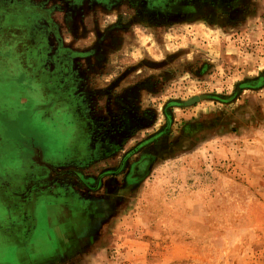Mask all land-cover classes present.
Here are the masks:
<instances>
[{
	"label": "rangeland",
	"instance_id": "1",
	"mask_svg": "<svg viewBox=\"0 0 264 264\" xmlns=\"http://www.w3.org/2000/svg\"><path fill=\"white\" fill-rule=\"evenodd\" d=\"M2 98L0 264H264V0H0Z\"/></svg>",
	"mask_w": 264,
	"mask_h": 264
},
{
	"label": "crops",
	"instance_id": "2",
	"mask_svg": "<svg viewBox=\"0 0 264 264\" xmlns=\"http://www.w3.org/2000/svg\"><path fill=\"white\" fill-rule=\"evenodd\" d=\"M12 83H13V81H11ZM12 92H11V94L13 95V93H16L17 94V96L19 95V90H18V88L14 85V84H12ZM10 94V95H11ZM4 100H6V98H2V99H0V106H2L3 105V101ZM44 203V202H43ZM39 204H38V206H37V214H38V209H39ZM46 206V205H45ZM56 206H58L57 204H52V205H50V206H48L47 205V207H49L50 209H51V211H55V208H56ZM59 207V206H58ZM62 208V207H61ZM37 223V222H36ZM49 225V224H48ZM17 249H19V248H17Z\"/></svg>",
	"mask_w": 264,
	"mask_h": 264
}]
</instances>
